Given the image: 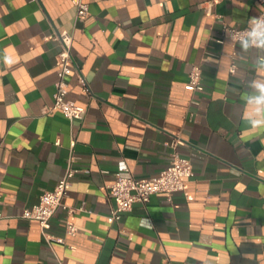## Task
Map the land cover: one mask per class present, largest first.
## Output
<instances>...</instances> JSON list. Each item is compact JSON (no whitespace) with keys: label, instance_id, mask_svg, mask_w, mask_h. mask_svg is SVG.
<instances>
[{"label":"crops","instance_id":"obj_1","mask_svg":"<svg viewBox=\"0 0 264 264\" xmlns=\"http://www.w3.org/2000/svg\"><path fill=\"white\" fill-rule=\"evenodd\" d=\"M86 2L81 19L72 0H0V264H264V129L240 116L249 82L264 78L255 63L264 49L216 40L224 24L251 26L264 4ZM61 30L74 33L69 96L87 106L73 123L60 110L44 113L61 47L49 35ZM194 65L203 90L186 87ZM176 137L193 164L185 191L154 193L114 219L116 173L129 165L137 177L158 175ZM72 156L81 170L64 203L75 211L57 209L49 232L62 240L48 242L22 213Z\"/></svg>","mask_w":264,"mask_h":264},{"label":"built area","instance_id":"obj_2","mask_svg":"<svg viewBox=\"0 0 264 264\" xmlns=\"http://www.w3.org/2000/svg\"><path fill=\"white\" fill-rule=\"evenodd\" d=\"M264 4V0H259ZM77 8V17L86 18L90 13L89 3L86 0H72ZM221 16V15H218ZM257 18H264V8ZM251 26H233L224 24L223 34L216 40L224 42L229 39L233 47L248 37ZM50 38L57 39L60 43V50L57 53L58 79L54 92V101L51 105L44 108V113L60 110L71 123L78 119H83L87 112V106L76 102L69 96L70 80L75 60L72 52L74 33L69 30L54 31L49 35ZM231 60L229 70L235 73L238 69L237 51L234 49L228 54ZM80 84L83 92L91 96V89L86 78L80 75ZM186 87L190 90H203L202 69L199 65H194L189 75V82ZM180 138L176 137L171 145L173 147L171 163L154 177H137L129 165L123 166L115 176L114 182L110 185V193L116 200V206L112 209V217L120 219L122 213L130 210L137 202L148 203L154 193H167L169 198L176 192L185 191L186 179L193 173V164L190 158L183 156L178 150ZM72 156L69 165L59 179L56 186L42 193L38 203L24 209L22 216L35 219L40 223L44 238L50 242L57 238L49 232L51 219L60 206L68 208L69 213L75 211L64 203V198L68 195L69 186L72 178L81 170L73 162ZM87 172L89 170H86ZM3 214L0 210V219ZM79 228L71 221H66V233L76 235Z\"/></svg>","mask_w":264,"mask_h":264},{"label":"clouds","instance_id":"obj_3","mask_svg":"<svg viewBox=\"0 0 264 264\" xmlns=\"http://www.w3.org/2000/svg\"><path fill=\"white\" fill-rule=\"evenodd\" d=\"M250 25L248 37L241 41V48L245 51L251 47L264 49V18H251ZM255 63L264 71V57H258ZM248 89L241 95L243 103L240 116L251 128L264 129V78L250 81Z\"/></svg>","mask_w":264,"mask_h":264}]
</instances>
